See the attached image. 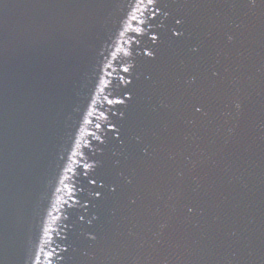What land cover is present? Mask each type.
<instances>
[{"label":"water","instance_id":"1","mask_svg":"<svg viewBox=\"0 0 264 264\" xmlns=\"http://www.w3.org/2000/svg\"><path fill=\"white\" fill-rule=\"evenodd\" d=\"M0 264H264V0H0Z\"/></svg>","mask_w":264,"mask_h":264}]
</instances>
